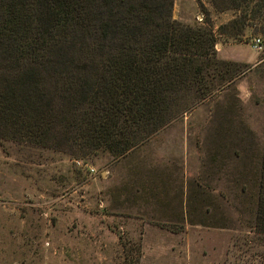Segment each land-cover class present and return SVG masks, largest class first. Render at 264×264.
<instances>
[{"label":"rangeland","instance_id":"rangeland-1","mask_svg":"<svg viewBox=\"0 0 264 264\" xmlns=\"http://www.w3.org/2000/svg\"><path fill=\"white\" fill-rule=\"evenodd\" d=\"M234 14L217 11L212 0H175L173 10L182 22L210 20L215 28ZM252 37L248 31V42L216 46L220 59L247 61L234 83L122 157L82 159L0 142V264H264V242L253 231L264 155V50L253 48ZM165 157L173 173L197 174L208 187L201 205L190 189L176 193L187 212L172 216L138 211L135 197L121 199L125 184L159 174Z\"/></svg>","mask_w":264,"mask_h":264},{"label":"trees","instance_id":"trees-1","mask_svg":"<svg viewBox=\"0 0 264 264\" xmlns=\"http://www.w3.org/2000/svg\"><path fill=\"white\" fill-rule=\"evenodd\" d=\"M218 28L174 18L175 0H0V142L119 158L248 64L219 41L264 45V0H212ZM255 35V36H254ZM253 231L264 242V155Z\"/></svg>","mask_w":264,"mask_h":264},{"label":"crops","instance_id":"crops-1","mask_svg":"<svg viewBox=\"0 0 264 264\" xmlns=\"http://www.w3.org/2000/svg\"><path fill=\"white\" fill-rule=\"evenodd\" d=\"M231 59L238 62H247L244 59H236V58H231ZM165 137L167 140L173 139L170 135L169 136L166 135ZM164 159L165 160L163 161L165 162V164H163V167L165 166V168H162L161 171L158 172L159 174L157 173L149 174V177L146 178V180H143L142 183L137 182L136 187L133 184L131 185L125 184V186L122 188L123 189L122 192H125L126 195L123 193L121 199L126 198L125 202H128V199H133L135 197L136 201L133 206L136 205L135 209H138V211L150 212L158 215L170 214V216H172V214L174 213L187 212V201L185 200L183 201L182 198L177 197L176 193L182 189L183 190L190 189L195 196H199V198H197V201H195V203H199V205H201L202 199L200 195L206 192L208 190V187L202 184L197 174H195L194 176L192 174L184 175V174L173 173L170 169L166 168V166L169 163L167 162L168 159L166 157ZM127 176H128V180L129 178L131 179V181L135 180L134 177L129 176V174ZM133 193L136 195L134 196ZM139 200L144 201L143 202L144 205L142 204L141 209L139 208L140 204L137 203L139 202ZM120 204L122 206L124 202H122L121 200ZM197 225L201 226L199 224H196L195 227Z\"/></svg>","mask_w":264,"mask_h":264},{"label":"built area","instance_id":"built-area-1","mask_svg":"<svg viewBox=\"0 0 264 264\" xmlns=\"http://www.w3.org/2000/svg\"><path fill=\"white\" fill-rule=\"evenodd\" d=\"M252 46L256 51H262L264 50V45H263V41L262 38L260 36H256L252 39ZM76 163L80 166V167H87L86 169L89 170L92 174H94L95 168L91 167V166H84V164L80 161L77 160Z\"/></svg>","mask_w":264,"mask_h":264}]
</instances>
